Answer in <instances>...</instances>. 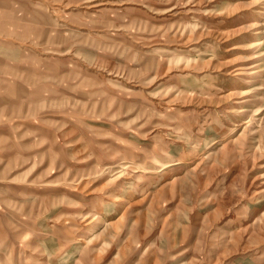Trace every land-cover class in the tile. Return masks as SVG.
<instances>
[{"label":"rangeland","instance_id":"1","mask_svg":"<svg viewBox=\"0 0 264 264\" xmlns=\"http://www.w3.org/2000/svg\"><path fill=\"white\" fill-rule=\"evenodd\" d=\"M263 24L264 0H0V264H264V72H235Z\"/></svg>","mask_w":264,"mask_h":264},{"label":"bare ground","instance_id":"2","mask_svg":"<svg viewBox=\"0 0 264 264\" xmlns=\"http://www.w3.org/2000/svg\"><path fill=\"white\" fill-rule=\"evenodd\" d=\"M264 26V24H263ZM258 44V43H257ZM256 43L252 44L254 46H257ZM258 59H260V63H259V68L257 70H255L254 72L252 73H249L250 69H252V67H249L250 65H245V63H249L253 60V58H246L245 60L242 61V64L244 65H240L238 66L236 69H235V72H236V75H239L241 77H249V76H253V79H257V78H260L262 77L263 75V72H264V69H263V61H264V58H263V55H258L257 56ZM245 62V63H243ZM155 70V69H154ZM251 72V71H250ZM244 95V94H243ZM232 112H235L234 110ZM237 112V111H236ZM246 123V122H245ZM237 141L236 138H234L232 135L229 136V137H226V139L224 140V147H229V146H233V144H235ZM166 167V166H165ZM90 230H88L85 235L86 236H90Z\"/></svg>","mask_w":264,"mask_h":264}]
</instances>
